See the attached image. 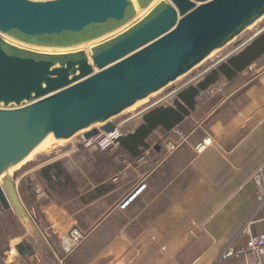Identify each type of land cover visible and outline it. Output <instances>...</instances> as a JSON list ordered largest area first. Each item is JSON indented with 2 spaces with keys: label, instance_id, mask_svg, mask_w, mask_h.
Here are the masks:
<instances>
[{
  "label": "crops",
  "instance_id": "0c3cea01",
  "mask_svg": "<svg viewBox=\"0 0 264 264\" xmlns=\"http://www.w3.org/2000/svg\"><path fill=\"white\" fill-rule=\"evenodd\" d=\"M251 28L248 36L241 38L240 34L231 42L232 56L264 34L263 30L253 38L264 29V23ZM227 54L216 60L220 62L217 66L228 59ZM171 92L159 90L157 98L150 95L131 111L111 119L123 135L132 134L144 123L146 112H139L168 96L155 107L174 108L177 101L186 111L170 128L158 126L135 145L133 137H122L123 143L116 149L73 150L72 160L85 152L88 157L68 170L75 187L64 198L47 188L32 187L33 195L22 202L25 215L18 214L22 230L6 244L0 264L241 261L219 262L218 257L253 213L259 189L264 188V49L235 72L232 80L220 74L215 83L197 94L191 107L179 97H169ZM202 139L209 143L197 152L195 145ZM258 171L257 184L254 175ZM142 183L145 187L125 209H119V201ZM38 185L45 184L40 181ZM10 210L16 213L13 207ZM263 217L264 206L257 219ZM70 228L79 229L85 237L67 249L64 238ZM262 230L264 220L252 225L253 232ZM20 242L29 250L18 253Z\"/></svg>",
  "mask_w": 264,
  "mask_h": 264
},
{
  "label": "water",
  "instance_id": "95a60500",
  "mask_svg": "<svg viewBox=\"0 0 264 264\" xmlns=\"http://www.w3.org/2000/svg\"><path fill=\"white\" fill-rule=\"evenodd\" d=\"M152 1L135 3L143 9ZM135 15L132 0H0L1 209L14 206L25 215L6 171L47 134L63 140L85 129L86 138L98 128L111 131V118L152 93L169 90L170 83L212 51L238 38L264 15V0H159L140 19L88 52H42L5 38L35 47L68 48L112 32ZM195 80L172 89L170 95ZM96 123L100 127H90ZM16 249L22 253L29 246L20 242Z\"/></svg>",
  "mask_w": 264,
  "mask_h": 264
},
{
  "label": "rangeland",
  "instance_id": "374dc122",
  "mask_svg": "<svg viewBox=\"0 0 264 264\" xmlns=\"http://www.w3.org/2000/svg\"><path fill=\"white\" fill-rule=\"evenodd\" d=\"M141 10H143V9H141ZM146 12H144V10H143L142 13L140 12L141 14L139 13V15H136L130 22H127L123 26L117 28L116 30H113L112 32L106 33L103 36H100L99 38H95L94 40H97V41L93 42V44H96V43H99L105 39H108V38L112 37L113 35L117 34L118 32L124 30L131 23L140 19ZM255 23L263 24L264 23V15L261 16ZM255 23H253L252 25H254ZM251 26L246 28L241 33V38H244L250 34V31L253 30V28L250 29ZM248 29H250V30H248ZM100 38H102V39H100ZM231 42H229L228 44H226L222 48H219V49L212 51L199 64L194 66L186 74L178 77L174 82L170 83L167 87H169V89H171V90L175 89L177 87H182L183 85H186L190 80H193V79L194 80L196 79V80L187 86L195 85L196 83H198V81H200L204 77V75H206L208 72L206 74L202 75L201 77L197 78L199 76V74L204 69H206L209 66L217 63L216 60H218L223 54H226L228 51L231 50V47H232ZM90 45H92V44H89V45L85 44V45H82V47H80V48L85 50L86 52H88ZM19 46L26 47L25 45H19ZM34 50L46 52V51H43L40 49H34ZM64 50H66V49L63 48V50H61V51H54V52H65ZM70 50H76V49H70ZM67 51H69V50H67ZM187 86H185V87H187ZM165 89L166 88H163V89H161V91H163ZM151 95H152V99L157 98V96H158V94L156 92L152 93ZM147 97L144 99H147ZM169 97L174 99V97H177V95L175 93ZM142 100H139V101H142ZM160 100L161 99H159L157 101H160ZM139 101H137L135 104H133L132 106L127 108L128 110L127 109H125V110L131 111V109H133L134 107H136V105H138ZM157 101H154L153 103H156ZM125 110H123V111H125ZM98 125H101V124L96 123V124L92 125L91 127H98ZM82 131H86V129L81 130L77 133H80ZM76 134L73 135L69 139H63L60 141H56L54 143H49L46 148H41V149L37 150L34 154H32L30 156V158L26 162L22 163L21 165H19L16 168H13L10 171V173L8 175H10V177L14 180V182L16 184L17 196H18V199H19L20 203L22 204V206L24 204V203H22L24 197L30 198V196L33 195L32 194L34 192V190L32 188L33 186H37L38 187L37 189H40V191L46 190V188L44 186L38 185V184H40V179H41L38 175V171L40 170L41 167H43V165H45L51 161H57L60 163L61 166H63L65 168V170L68 171L71 167L76 168L80 165V163L83 164L86 162L87 156L85 154L84 155L80 154V156L77 160L76 159L72 160L74 153H75V152H72L73 150H76V153H78V152L83 153V151L85 150L84 148L81 149L80 146L76 147L77 146L75 144L76 138H74V137H76ZM77 161L80 163H78ZM68 173L71 175V172H68ZM27 177L29 178V180H27ZM70 183H72V180ZM69 192H71L70 188L68 190H65V191H64V189L59 188L57 190H54L51 193L55 196H59V197L64 198L68 195ZM12 207L14 208V206H12ZM21 209L23 210V208H21ZM13 211H15V209ZM18 214L19 213H17V211H16V213H14L10 209L9 210H3L0 208V256L2 255L5 247L7 246L6 244L8 243V241L11 240V238L13 236H16L17 234H19V232L22 230V226L19 223L20 217ZM223 263L226 264L227 262H223Z\"/></svg>",
  "mask_w": 264,
  "mask_h": 264
},
{
  "label": "trees",
  "instance_id": "16d2710c",
  "mask_svg": "<svg viewBox=\"0 0 264 264\" xmlns=\"http://www.w3.org/2000/svg\"><path fill=\"white\" fill-rule=\"evenodd\" d=\"M252 46L244 48L239 51L237 55L231 56L225 60L222 64L216 66L213 70L208 72L204 77L198 81L195 85H190L182 89L177 93L185 104L189 107L193 106L194 98L197 94L212 85L218 79L220 74H224L230 80L234 78L235 72H238L245 68L253 59H255L264 49V34L252 43ZM233 83V81H231ZM175 107H155L143 115L144 123L138 126L132 134H124L119 138L120 143H123L122 137H133V145L141 143L145 137H147L152 130L158 126H162L165 129L170 128L173 124L177 123L185 114L183 106L177 101H174ZM85 155L88 157L87 153ZM38 175L41 178L40 181L44 183L45 188L50 192L59 188L73 190L72 175L68 173L59 162L53 161L40 168ZM72 180V183H70Z\"/></svg>",
  "mask_w": 264,
  "mask_h": 264
},
{
  "label": "built area",
  "instance_id": "2783aa9c",
  "mask_svg": "<svg viewBox=\"0 0 264 264\" xmlns=\"http://www.w3.org/2000/svg\"><path fill=\"white\" fill-rule=\"evenodd\" d=\"M232 50V49H231ZM228 51L227 53L231 52ZM171 96V95H170ZM166 100V99H165ZM83 131L76 134L75 144L76 147H82L86 150H111L116 149L119 145V138L123 135V131L120 127L114 125V128L105 132L98 128L96 134L90 137H84ZM209 143L208 139H202L195 145V150L197 152L201 151L206 144ZM166 146L172 148V144L167 142ZM142 159V156L138 158ZM254 179L258 184L260 179V172L258 171L254 175ZM145 187V184H139L137 187L132 189L128 194H126L118 203L119 209H125L127 205L132 201V199ZM258 205L256 206L253 213L245 220V222L240 226L235 235L230 239V241L221 250L218 260L236 259L239 260L237 264H264V230L260 232H253L252 225L259 220H264V217L257 219V214L260 209L264 206V188L259 189L257 195ZM85 234L77 228H70L66 235L65 240L67 242V249L73 248L78 245ZM241 239L237 245L235 243Z\"/></svg>",
  "mask_w": 264,
  "mask_h": 264
},
{
  "label": "bare ground",
  "instance_id": "6f19581e",
  "mask_svg": "<svg viewBox=\"0 0 264 264\" xmlns=\"http://www.w3.org/2000/svg\"><path fill=\"white\" fill-rule=\"evenodd\" d=\"M159 0H153L147 7H145V8H143V10H144V12H146V11H148L155 3H157ZM132 2L134 3V5H135V9H136V15H139V13L141 12H143V10H141V9H138V7H137V5H136V3H135V0H132ZM140 13V14H141ZM147 13V12H146ZM135 15V16H136ZM103 36V35H102ZM6 38V40H8L9 42H11V43H13V44H15V45H25V44H22V43H19V42H17V41H14V40H12V39H10V38H8V37H5ZM99 38V37H98ZM100 39H102V38H100ZM99 40V39H98ZM95 41H97V40H90V41H87V42H84V43H81V44H78V45H75V46H71V47H68V48H64V49H66V50H64V51H67V50H69V51H74V50H70V49H76V50H78V49H81L80 47H82V45H85V44H92V45H94L93 44V42H95ZM92 45H90L89 46V48L92 46ZM27 48H31V49H40V50H43V51H46V52H54V51H61V50H63V48L61 49V48H44V47H35V46H29V45H25ZM198 78V77H197ZM170 93V92H169ZM168 97V96H167ZM91 127V126H90ZM87 129H89V128H87ZM61 139H55L54 137H53V135H52V133H49V134H47L45 137H44V139L39 143V145L36 147V149L32 152V153H30V154H28L23 160H21L20 162H18L17 164H15V165H13V166H10L8 169H7V171H6V173H7V175L10 173V171L13 169V168H16V167H18L19 165H21L22 163H24V162H26L29 158H30V156L32 155V154H34L37 150H39V149H41V148H46L47 147V145L49 144V143H54V142H56V141H60ZM3 175H4V172L2 173V174H0V179H1V177H3Z\"/></svg>",
  "mask_w": 264,
  "mask_h": 264
}]
</instances>
